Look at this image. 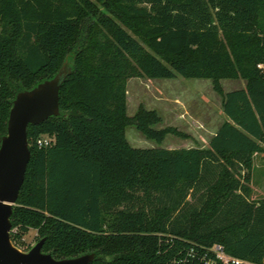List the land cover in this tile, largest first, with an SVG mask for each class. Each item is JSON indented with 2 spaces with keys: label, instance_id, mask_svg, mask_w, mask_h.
<instances>
[{
  "label": "trees",
  "instance_id": "trees-1",
  "mask_svg": "<svg viewBox=\"0 0 264 264\" xmlns=\"http://www.w3.org/2000/svg\"><path fill=\"white\" fill-rule=\"evenodd\" d=\"M67 59L60 113L28 128L14 245L30 250L36 229L44 252L93 253L89 264H171L216 243L264 264V199L250 185L264 151V0H0V146L17 94ZM178 75L211 79L227 118L207 147H134L130 124L158 143L186 135L156 128V109L130 116L129 80ZM226 78L246 85L225 91Z\"/></svg>",
  "mask_w": 264,
  "mask_h": 264
},
{
  "label": "rangeland",
  "instance_id": "rangeland-1",
  "mask_svg": "<svg viewBox=\"0 0 264 264\" xmlns=\"http://www.w3.org/2000/svg\"><path fill=\"white\" fill-rule=\"evenodd\" d=\"M70 57V56H69ZM66 67L71 68V59ZM225 91L246 85L244 79H222ZM141 107L156 109L162 121L156 128L174 127L186 136L169 133L162 143L148 138L134 124L126 127V136L139 148H191L207 147L218 125L222 122V96L208 78L133 77L128 82V114L135 115ZM203 121L204 125H202ZM252 200L264 199V151L254 154L251 167ZM32 247L39 241L36 229L24 237Z\"/></svg>",
  "mask_w": 264,
  "mask_h": 264
},
{
  "label": "water",
  "instance_id": "water-1",
  "mask_svg": "<svg viewBox=\"0 0 264 264\" xmlns=\"http://www.w3.org/2000/svg\"><path fill=\"white\" fill-rule=\"evenodd\" d=\"M66 63L52 79L19 92L10 111L8 132L0 146V264H89L95 256L87 253L58 259L43 251L45 238L28 251L18 248L11 239L13 209L31 159L28 128L60 113L61 87L71 71Z\"/></svg>",
  "mask_w": 264,
  "mask_h": 264
},
{
  "label": "built area",
  "instance_id": "built-area-1",
  "mask_svg": "<svg viewBox=\"0 0 264 264\" xmlns=\"http://www.w3.org/2000/svg\"><path fill=\"white\" fill-rule=\"evenodd\" d=\"M52 140L44 137L38 141L39 145H50ZM14 230V229H13ZM12 230V231H13ZM180 257H174L171 264H256L250 260L237 258L227 254L221 244H214L209 247L204 245H193L182 252Z\"/></svg>",
  "mask_w": 264,
  "mask_h": 264
},
{
  "label": "crops",
  "instance_id": "crops-1",
  "mask_svg": "<svg viewBox=\"0 0 264 264\" xmlns=\"http://www.w3.org/2000/svg\"><path fill=\"white\" fill-rule=\"evenodd\" d=\"M243 87H245V86H241V88H243ZM235 89H238V88H235ZM232 90H234V89H232ZM222 122L227 118L226 117V115H225V113L224 112H222ZM222 122L218 125V127H217V129L214 131V132H212V134L214 135L216 132H217V130L219 129V127H220V125L222 124ZM201 123H202V125H204V123H203V121H201ZM205 126V125H204Z\"/></svg>",
  "mask_w": 264,
  "mask_h": 264
}]
</instances>
